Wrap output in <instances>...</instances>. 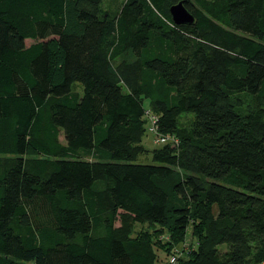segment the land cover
Here are the masks:
<instances>
[{"label":"trees","instance_id":"trees-1","mask_svg":"<svg viewBox=\"0 0 264 264\" xmlns=\"http://www.w3.org/2000/svg\"><path fill=\"white\" fill-rule=\"evenodd\" d=\"M134 225L264 262V0H0V264H156Z\"/></svg>","mask_w":264,"mask_h":264},{"label":"rangeland","instance_id":"rangeland-1","mask_svg":"<svg viewBox=\"0 0 264 264\" xmlns=\"http://www.w3.org/2000/svg\"><path fill=\"white\" fill-rule=\"evenodd\" d=\"M125 0H103V11L105 13H115L119 10V8L122 6L123 2ZM69 13L71 14L69 17V25L73 27L74 29H79L80 27L77 25L75 20V14L72 8H70ZM130 56H127V59L130 60ZM145 107L147 108V111H149V102H144ZM148 120V125L146 126L147 132L144 135L143 139V145L150 151H153L155 149H161L165 145L158 144L156 142L155 136L148 132V128L150 126V120ZM191 118L190 117H182L180 124L182 127H187ZM175 146V145H173ZM146 164H149L147 162H152V160L149 158L148 155H144L140 162H143ZM151 164V163H150ZM96 176L98 177V180L100 178V168L99 165H96ZM133 237H151L153 238V244L158 251L159 254V261L156 264H167L168 256L165 254L167 251V246L164 245V243L167 241V237H163L162 234L156 233L155 229L149 225H134L133 226ZM196 238L193 237L192 228H190L187 232V235L185 237V244L179 246V250L181 251L183 247H187L186 249H189V246L191 247L192 244L196 242Z\"/></svg>","mask_w":264,"mask_h":264},{"label":"built area","instance_id":"built-area-1","mask_svg":"<svg viewBox=\"0 0 264 264\" xmlns=\"http://www.w3.org/2000/svg\"><path fill=\"white\" fill-rule=\"evenodd\" d=\"M147 114H148L147 116H148V118L150 120V123H151L150 126H149V132L155 136L156 142L158 144H161V145L168 144V143H173L174 140H173V138L171 136L162 135L159 132V128H158V125H157V117L152 115L150 111H148ZM170 263L171 264H177V257L173 256L172 258H170ZM260 264H264V262L260 263Z\"/></svg>","mask_w":264,"mask_h":264},{"label":"water","instance_id":"water-1","mask_svg":"<svg viewBox=\"0 0 264 264\" xmlns=\"http://www.w3.org/2000/svg\"><path fill=\"white\" fill-rule=\"evenodd\" d=\"M170 12L174 23L177 25H191L194 23V16L187 10L185 2L173 6Z\"/></svg>","mask_w":264,"mask_h":264}]
</instances>
